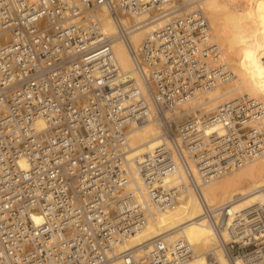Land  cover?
<instances>
[{
    "label": "built area",
    "instance_id": "built-area-1",
    "mask_svg": "<svg viewBox=\"0 0 264 264\" xmlns=\"http://www.w3.org/2000/svg\"><path fill=\"white\" fill-rule=\"evenodd\" d=\"M196 2L0 0V264H182L193 255L182 235L119 247L188 189L229 264H264V200L236 211L200 194L264 157V104L241 96L204 122L175 116L228 76ZM99 8L118 35L120 15L175 13L128 47L142 88L121 82ZM149 121L163 141L127 159L129 129Z\"/></svg>",
    "mask_w": 264,
    "mask_h": 264
},
{
    "label": "bare ground",
    "instance_id": "bare-ground-1",
    "mask_svg": "<svg viewBox=\"0 0 264 264\" xmlns=\"http://www.w3.org/2000/svg\"><path fill=\"white\" fill-rule=\"evenodd\" d=\"M235 3V0H197L196 2L195 7L209 16L207 21L210 35L220 49L227 66L228 76L225 81L215 83L210 89L199 90L193 99L180 106L175 112V116L180 120L191 117L198 122H204L214 115L219 106L241 96H247L250 99H256L255 97L258 96L264 99V75L259 77L256 75L258 70L239 64L233 66L234 73L227 65L225 56L218 45L219 43L223 47L226 54H236L233 46L235 26L242 24L243 21L241 18L236 20ZM251 7L256 14L250 28L260 25V29L264 30V0H255V5ZM184 9L189 11L194 9V6H187ZM163 12L160 9H153L137 15L118 16L117 21L126 29L118 35L115 20L109 16L108 12L104 8L96 11L102 30L112 37V50L123 74L121 82L135 79L142 88L143 83L137 79L128 47L137 48L146 34L164 25L170 19V15L175 14ZM225 84L229 87L219 89ZM234 93L239 95L236 98L231 97ZM162 136V130L153 121L132 126L127 133V159L149 152L163 141ZM234 170L200 186V194L209 205L230 202L234 210L240 211L264 200V157L250 160ZM231 172L233 174L228 175ZM137 182L139 185L138 179ZM143 196L147 199L145 194ZM201 214L202 208L197 196L188 189L187 193L178 200L174 209L155 213L147 226L126 240L119 250L133 248L158 235L171 237L182 235L193 248L192 257L182 264H207L205 259L207 251H211L214 262L229 264L221 252L215 248L214 236L207 224L199 217ZM234 264H242V261L237 259Z\"/></svg>",
    "mask_w": 264,
    "mask_h": 264
},
{
    "label": "rangeland",
    "instance_id": "rangeland-1",
    "mask_svg": "<svg viewBox=\"0 0 264 264\" xmlns=\"http://www.w3.org/2000/svg\"><path fill=\"white\" fill-rule=\"evenodd\" d=\"M235 2L236 3L238 2L237 4L235 3V7H236L235 11L237 12L236 20L241 18L243 21L242 24L236 25L235 26L236 31L234 30L236 34H235L233 46L236 54L235 55L226 54L225 50L218 43L217 39L214 38V40L220 46L225 56L226 63L233 72H234L233 66L239 64L241 66L254 68L256 69V71L258 70L256 75L262 77V75H264V30L260 29L261 28L259 27L260 25H258V27L256 28H252V29L250 28L253 25L252 21L255 19V14H256V11H252V7H251V5H255V0H235ZM205 15L209 21L208 14L206 13ZM228 87L229 86L225 84L221 86L219 89H225ZM238 95H239L238 93H234L231 97L236 98ZM255 98L264 103L263 98L258 96H256ZM230 174H233V172L229 173L228 175Z\"/></svg>",
    "mask_w": 264,
    "mask_h": 264
}]
</instances>
